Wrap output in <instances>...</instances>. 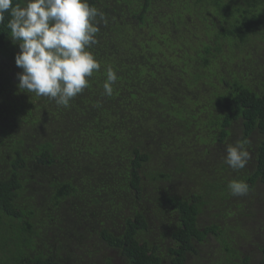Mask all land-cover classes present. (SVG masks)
Listing matches in <instances>:
<instances>
[{
    "label": "trees",
    "instance_id": "obj_1",
    "mask_svg": "<svg viewBox=\"0 0 264 264\" xmlns=\"http://www.w3.org/2000/svg\"><path fill=\"white\" fill-rule=\"evenodd\" d=\"M89 3L101 69L67 107L18 89L0 23V264H196L204 247L264 264V241L247 251L264 229V0Z\"/></svg>",
    "mask_w": 264,
    "mask_h": 264
},
{
    "label": "clouds",
    "instance_id": "obj_2",
    "mask_svg": "<svg viewBox=\"0 0 264 264\" xmlns=\"http://www.w3.org/2000/svg\"><path fill=\"white\" fill-rule=\"evenodd\" d=\"M8 14L7 28L20 51L15 63L18 89L37 97L55 100L67 107L88 86V78L101 69L100 62L88 50L98 43L99 16L105 17L89 0H0V23ZM106 22V20H105ZM117 74L106 69L104 94H113ZM247 141L227 146L225 162L234 170L244 169L250 160ZM233 196H243L249 185L240 180L228 184Z\"/></svg>",
    "mask_w": 264,
    "mask_h": 264
},
{
    "label": "rangeland",
    "instance_id": "obj_3",
    "mask_svg": "<svg viewBox=\"0 0 264 264\" xmlns=\"http://www.w3.org/2000/svg\"><path fill=\"white\" fill-rule=\"evenodd\" d=\"M263 231H264V229L257 232V234L255 235V238L253 239L252 245H250L252 249L247 250V251L252 252V255L254 256V262L255 263L257 260L255 253L259 252V251H258V247L254 244V241H257V242L264 241V232ZM189 257H190L189 259H191V261H194L196 264H211V262L215 258V252L208 247H204L199 254L189 255Z\"/></svg>",
    "mask_w": 264,
    "mask_h": 264
}]
</instances>
